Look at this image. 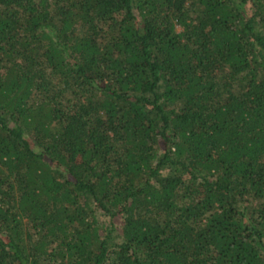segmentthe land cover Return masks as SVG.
Here are the masks:
<instances>
[{
	"label": "trees",
	"instance_id": "16d2710c",
	"mask_svg": "<svg viewBox=\"0 0 264 264\" xmlns=\"http://www.w3.org/2000/svg\"><path fill=\"white\" fill-rule=\"evenodd\" d=\"M0 264H264V0H0Z\"/></svg>",
	"mask_w": 264,
	"mask_h": 264
}]
</instances>
